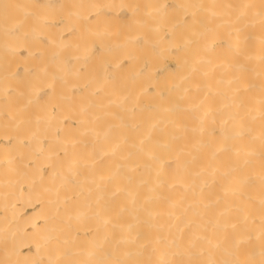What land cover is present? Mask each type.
<instances>
[{"label":"bare ground","instance_id":"1","mask_svg":"<svg viewBox=\"0 0 264 264\" xmlns=\"http://www.w3.org/2000/svg\"><path fill=\"white\" fill-rule=\"evenodd\" d=\"M7 9L0 264H264V0Z\"/></svg>","mask_w":264,"mask_h":264},{"label":"rangeland","instance_id":"2","mask_svg":"<svg viewBox=\"0 0 264 264\" xmlns=\"http://www.w3.org/2000/svg\"><path fill=\"white\" fill-rule=\"evenodd\" d=\"M3 1L4 2H8V1H10V0H0V18H2V17H4V16H6L4 13L6 12V14H8L7 13V11H6V9H7V7H8V9H13V7L14 8H16L17 7V5H18V0H14V1H12L11 3H9L8 4V6H7V4H3ZM3 4V5H2ZM211 4H212V2H211ZM5 5H6V7H5ZM4 8V9H3ZM1 9H3V10H1ZM7 9V10H8ZM9 11V10H8ZM2 15H4V16H2ZM50 66H51V64H50ZM167 66L169 67V66H173V62L172 61H168V63H167ZM52 67V66H51ZM51 70V69H50ZM50 73L51 74H53L52 73V71H50ZM31 112H35V109H31V108H28V107H26V108H24V109H22L21 111H18V114H22V115H29Z\"/></svg>","mask_w":264,"mask_h":264}]
</instances>
